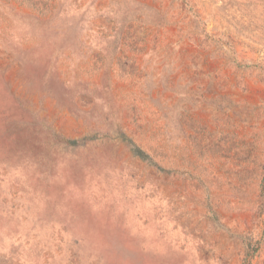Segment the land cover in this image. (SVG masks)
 I'll return each instance as SVG.
<instances>
[{
	"label": "rangeland",
	"instance_id": "1",
	"mask_svg": "<svg viewBox=\"0 0 264 264\" xmlns=\"http://www.w3.org/2000/svg\"><path fill=\"white\" fill-rule=\"evenodd\" d=\"M0 264H264V0H0Z\"/></svg>",
	"mask_w": 264,
	"mask_h": 264
}]
</instances>
